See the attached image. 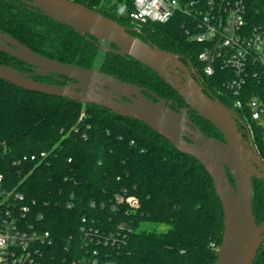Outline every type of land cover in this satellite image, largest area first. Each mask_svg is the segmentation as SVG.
I'll return each instance as SVG.
<instances>
[{"label":"trees","instance_id":"trees-1","mask_svg":"<svg viewBox=\"0 0 264 264\" xmlns=\"http://www.w3.org/2000/svg\"><path fill=\"white\" fill-rule=\"evenodd\" d=\"M73 1L114 18L148 44L180 56L197 71L203 90L232 108L223 86L231 78L230 70L217 67L213 75L202 73L198 54L203 44L186 35L185 16L148 22L137 32L129 19L117 15L120 0ZM245 3L249 23L264 27V0ZM0 30L54 60L98 68L143 86L168 99L173 108L186 105L148 67L103 51L97 63L101 50L94 38L19 0H0ZM0 63L25 69V63L1 51ZM192 118L204 133L222 138L209 121L196 114ZM242 120L264 158L261 128ZM0 174V187L23 193L18 203L29 207L26 218L50 234L42 246L44 264H67L93 249L110 264H214L217 259L224 215L213 179L198 160L135 118L0 79ZM252 205L259 224L264 220V181L258 178L253 182ZM145 223L166 228H149ZM83 228L98 230L100 241L90 242ZM254 264H264V243Z\"/></svg>","mask_w":264,"mask_h":264},{"label":"water","instance_id":"water-1","mask_svg":"<svg viewBox=\"0 0 264 264\" xmlns=\"http://www.w3.org/2000/svg\"><path fill=\"white\" fill-rule=\"evenodd\" d=\"M50 19L94 38L99 50L128 56L148 67L184 100L185 107L151 90L98 68L54 60L0 30V51L28 65L0 63V79L21 88L107 108L144 122L178 151L198 160L213 179L223 208L224 231L214 264H254L264 243V220L258 224L252 205L255 178L264 181V158L244 122L213 94L206 93L192 65L177 54L150 45L95 8L73 0H19ZM135 31L140 32L138 29ZM55 76L67 84L38 79ZM192 114L209 121L222 138L204 133ZM232 180H231V178Z\"/></svg>","mask_w":264,"mask_h":264},{"label":"built area","instance_id":"built-area-1","mask_svg":"<svg viewBox=\"0 0 264 264\" xmlns=\"http://www.w3.org/2000/svg\"><path fill=\"white\" fill-rule=\"evenodd\" d=\"M116 13L135 29L185 16L186 35L203 44L198 54L202 73L213 75L217 67L230 70L231 78L223 83L230 109L239 121L244 118L259 126L264 139V27L249 23L245 0H120ZM2 178L0 174V182ZM23 198L19 191L0 187V264H44L42 246L50 234L26 218L29 207L18 203ZM128 200L136 203L133 197ZM83 230L90 242L100 241L98 230ZM67 264L110 263L93 249Z\"/></svg>","mask_w":264,"mask_h":264},{"label":"flooded vegetation","instance_id":"flooded-vegetation-1","mask_svg":"<svg viewBox=\"0 0 264 264\" xmlns=\"http://www.w3.org/2000/svg\"><path fill=\"white\" fill-rule=\"evenodd\" d=\"M21 3H23V2H21ZM25 5L28 6L27 4H25ZM132 34H134V33H132ZM24 68H25L24 71L33 72V70L28 65H26V64L24 65ZM47 79H50L48 82L55 83V84H67V82H68V78H64V82H60V81H58V80L55 79V76L49 77Z\"/></svg>","mask_w":264,"mask_h":264},{"label":"rangeland","instance_id":"rangeland-1","mask_svg":"<svg viewBox=\"0 0 264 264\" xmlns=\"http://www.w3.org/2000/svg\"><path fill=\"white\" fill-rule=\"evenodd\" d=\"M103 52L102 51H99L98 53V56H97V63H99L101 61V59L103 58ZM175 99V98H174ZM145 225L149 228H158L159 230H164L166 228L165 225H160V226H157V225H153V224H150V223H145Z\"/></svg>","mask_w":264,"mask_h":264}]
</instances>
